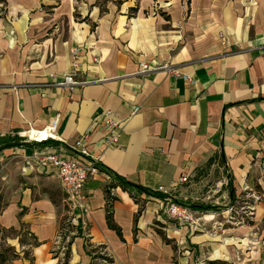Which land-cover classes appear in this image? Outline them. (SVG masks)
Wrapping results in <instances>:
<instances>
[{
	"label": "crops",
	"instance_id": "crops-1",
	"mask_svg": "<svg viewBox=\"0 0 264 264\" xmlns=\"http://www.w3.org/2000/svg\"><path fill=\"white\" fill-rule=\"evenodd\" d=\"M95 1L87 0L80 12L86 23L70 17V0L52 8L48 20L40 9L50 6L46 0H6L0 18V229L23 228L35 243L0 236V252H17L3 264H61L70 239L67 264H104L103 258L109 264H177L174 244L188 228L179 230L165 207L179 180L212 158L221 160L229 184L245 197L248 227L263 229L264 0H253L243 13L237 0H161L173 3L150 15L144 12L154 0H140L135 18L127 20L112 9L101 12ZM142 62L169 71L140 73ZM65 74L86 83L57 87ZM132 108L139 110L131 115ZM107 110L120 121L117 148H106L98 123ZM53 121L55 141L16 136ZM83 138L90 157L82 160L98 158L99 167L84 186L86 215L71 211L55 176L25 163L34 152L70 154ZM108 210L121 236L108 227Z\"/></svg>",
	"mask_w": 264,
	"mask_h": 264
},
{
	"label": "rangeland",
	"instance_id": "rangeland-1",
	"mask_svg": "<svg viewBox=\"0 0 264 264\" xmlns=\"http://www.w3.org/2000/svg\"><path fill=\"white\" fill-rule=\"evenodd\" d=\"M63 1L46 0L50 6H41L40 9L45 13L47 20L52 13L51 9ZM237 1L240 13H243L250 5L253 6L254 2L253 0ZM139 2L140 0H96L95 6L101 12L112 9L116 11L117 16H125L127 20V17L135 18V8L138 7ZM170 2L173 3V1ZM170 2L151 1L144 13L150 15L154 9L161 8L163 3ZM70 3L72 5L70 17L75 22L88 23V17L82 18L80 13L88 8L87 0H70ZM169 8V6L163 7L162 10L168 11ZM60 24L66 25L64 21ZM31 41L37 43L36 38ZM227 179L221 160L212 158L198 167L192 175L182 177L175 187L172 193L175 198L170 201L190 211L193 218V223L189 224L176 222L179 230L180 225L188 228L187 235L181 238L182 242L174 244L177 264H180L179 258L182 259L181 264H264V226L263 229L248 227L250 222L248 218L246 219L248 215L245 213L248 210H244L246 199L243 195L235 193V189ZM61 195L65 200V209L68 211L63 191ZM2 203V195H0V208ZM213 216L215 219L208 221ZM202 217L205 220H202ZM68 219L69 215L64 221V230L70 225ZM241 228L243 231L239 230ZM19 235L22 241L29 244L35 243L23 228L19 231L0 229L1 237L12 238ZM195 236L199 239L194 240ZM16 253L13 248L3 247L0 252V264H3L6 259L16 258ZM102 263L109 264L106 258L102 259Z\"/></svg>",
	"mask_w": 264,
	"mask_h": 264
},
{
	"label": "built area",
	"instance_id": "built-area-1",
	"mask_svg": "<svg viewBox=\"0 0 264 264\" xmlns=\"http://www.w3.org/2000/svg\"><path fill=\"white\" fill-rule=\"evenodd\" d=\"M140 68V73L155 72L162 69L169 71L167 66H149L144 62L140 63ZM172 73L177 77L180 76L178 70H172ZM85 83L75 80L73 74H65L63 79L56 83V86L72 90L75 86H82ZM138 110L139 108H132L131 115L136 114ZM98 123H101L106 131L104 140L106 148H117L121 131L120 121L107 110L101 114ZM56 128L57 122L53 121L42 129L29 128L24 132H18L16 136L24 142L42 144L58 139L56 136ZM43 134L44 136L41 138ZM84 140L85 138L78 140L70 154H64L60 151L46 153L34 152L32 155L25 157V163L27 167L33 165L55 176L66 193L71 211H78L86 215L88 208L86 205L87 197L84 194V186L90 177L98 173L99 167L97 164L98 158L91 157L87 162L82 160V158L86 159L90 157L83 147ZM26 169L28 168L22 170L23 173L26 172ZM165 215L169 220L179 224L193 223L191 212L183 208L180 204L173 203L170 200L165 207Z\"/></svg>",
	"mask_w": 264,
	"mask_h": 264
},
{
	"label": "trees",
	"instance_id": "trees-1",
	"mask_svg": "<svg viewBox=\"0 0 264 264\" xmlns=\"http://www.w3.org/2000/svg\"><path fill=\"white\" fill-rule=\"evenodd\" d=\"M0 18H5L6 17V13H7V2L6 0H0ZM128 185V184H127ZM130 185V184H129ZM140 191L150 195V196H154L157 198H163L165 199L166 196L162 193H156V192H152L142 186H136ZM201 209V208H199ZM107 224L108 227L115 230L118 236H121L120 234V230L114 225L113 220H112V216H111V212L110 210H108V214H107ZM72 240L70 239L67 246H66V250L64 252V258H63V262L61 264H67L68 258H69V254H70V248L69 246L71 245Z\"/></svg>",
	"mask_w": 264,
	"mask_h": 264
},
{
	"label": "bare ground",
	"instance_id": "bare-ground-1",
	"mask_svg": "<svg viewBox=\"0 0 264 264\" xmlns=\"http://www.w3.org/2000/svg\"><path fill=\"white\" fill-rule=\"evenodd\" d=\"M25 136V135H24ZM44 136V134L43 135H41V138Z\"/></svg>",
	"mask_w": 264,
	"mask_h": 264
}]
</instances>
